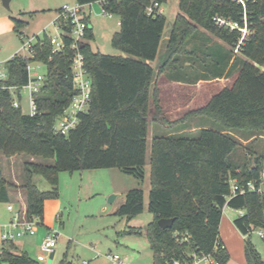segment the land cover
Listing matches in <instances>:
<instances>
[{"label": "trees", "instance_id": "16d2710c", "mask_svg": "<svg viewBox=\"0 0 264 264\" xmlns=\"http://www.w3.org/2000/svg\"><path fill=\"white\" fill-rule=\"evenodd\" d=\"M75 1L82 4L102 1L104 11L118 16L119 29L113 33L111 43L131 57L92 50L87 40L93 33L91 28L87 29L80 49L91 80V98L88 110L79 114L77 125L68 134L54 129L56 118L74 93L71 51L67 46L63 51L51 53L46 36L35 46L36 55L31 59L46 64V80L36 97L34 115L24 112L22 105L14 107L13 93L7 88L0 89V152L5 156L27 154L51 160L50 164L23 165L27 217L43 220L45 199L58 195L57 174L61 170L115 167L142 180L149 121L173 127L201 116L216 128L201 127L192 137L167 133L151 140L147 208L154 217L144 228V234L152 251V264H170L172 258H187L192 250L212 252L225 264L229 258L226 247L213 252L216 239L222 242L219 224L224 206L243 211L233 219L241 234L246 235L255 227L264 228L263 196L246 191L230 197V180L244 183L257 178L264 166V154L255 156L252 164L244 161L240 166L231 157L238 145L233 131L264 133V0H178L179 12L165 45L166 58L157 72L147 61L157 56L166 16L162 12L147 13L151 0ZM156 1L162 5L165 0ZM217 18L236 26L221 24ZM26 23L14 18V30L19 34ZM199 27L229 47L224 56H220L224 45L203 52L215 62L219 57L225 59L221 72H211L212 77H219L236 58L239 60L233 53L236 47L243 59L231 85L212 94L204 105L168 122L159 105L156 76L169 71L175 75L176 63L183 54L195 57L196 48L188 49L185 44ZM65 42L67 45L70 38L65 37ZM28 60L13 54L6 61L7 77L0 85L25 83ZM172 80L182 81L177 77ZM35 175H41L52 189H39ZM8 185L0 168V201L9 199ZM144 207L143 189L132 188L126 192L116 214L131 218ZM172 217L171 227L159 226L160 218ZM176 231L187 232L189 240H176ZM125 232L143 233L141 228ZM244 255L247 264H264L250 241L245 243ZM39 262L27 252H17L13 242L3 241L0 247V264Z\"/></svg>", "mask_w": 264, "mask_h": 264}, {"label": "rangeland", "instance_id": "374dc122", "mask_svg": "<svg viewBox=\"0 0 264 264\" xmlns=\"http://www.w3.org/2000/svg\"><path fill=\"white\" fill-rule=\"evenodd\" d=\"M73 0H10L9 8L3 6L0 0V71L7 74L6 61L15 53L21 50L22 39L14 30V18L25 20L27 23L22 27L24 34L41 35L44 28L45 33L54 35V29L50 25L56 15V7L63 2ZM89 13V24L93 37L87 42L92 50L104 54L120 55L131 57L111 43V37L119 29L118 16L108 12L103 13V4L94 1L86 7ZM162 13L166 16V23L161 37L157 56L154 60L147 61L157 72L160 65L166 58L165 45L169 36L170 28L176 14L179 12L178 0H165L161 5ZM29 13H32L31 15ZM246 32V30H245ZM243 33V32H242ZM224 45L223 54L229 50L219 38L210 32L199 27L198 32L185 44L186 48H196L195 57L185 54L178 58L176 63L178 71L175 75L172 72L159 73L156 76V85L159 88V105L162 115L168 122H173L182 117L186 112L204 105L209 96L224 86L232 84L237 75L243 57L239 51L233 50L236 57L232 66L222 73L217 79L213 78L211 72L219 71L224 62L223 58L218 61L210 59L203 52L211 51L214 47ZM200 47V50H198ZM38 71L44 73L45 65H40ZM172 74V75H171ZM177 77L182 81L172 80ZM22 110L28 113L29 106L27 97L23 96ZM216 128L209 119L195 116L186 122H181L173 127L157 124L149 121L147 132V153L145 164V176L138 179L126 174L118 168H95L88 170H61L57 174L58 195L46 198L44 201V216L50 222V229L59 232V238L52 252L47 256L46 261L40 264H111L107 255L117 254L119 261L116 264H152V251L149 241L144 234V228L152 221L154 215L147 208L148 193L150 189V143L154 136L170 133L174 136H195L201 127ZM232 135L237 139L238 145L233 150L234 161L239 166L244 161L253 163L255 156L264 154V133L251 135L242 131H233ZM21 160L29 159L27 154H21ZM0 152V164L6 169L4 158ZM36 162L50 164L49 160L35 158ZM20 162V161H19ZM21 168L16 169V176L20 177ZM36 186L41 190H50L52 185L41 175L34 176ZM142 188L144 191L145 207L143 211L131 218L116 214L117 208L125 200L126 192L132 188ZM114 195L112 201L110 196ZM241 210L225 206L222 213L223 219H230L229 226L234 227L231 218L239 216ZM44 219V218H43ZM227 222H222L219 227V234L231 242L234 248V258H245L244 247L246 241L255 247L257 252L264 259V237H261L255 227L248 234L231 232ZM129 228H141L143 233H127ZM235 228V227H234ZM236 229V228H235ZM41 235L45 231L43 220L38 219L37 231ZM36 231V232H37ZM223 233H227L225 236ZM231 233L235 236L231 238ZM225 236V237H224ZM23 239V246L31 258L36 259L39 245L36 243L35 235H26ZM18 239V240H19ZM17 240V241H18ZM238 251V252H237ZM52 256V259H49ZM234 259V260H235Z\"/></svg>", "mask_w": 264, "mask_h": 264}, {"label": "built area", "instance_id": "2783aa9c", "mask_svg": "<svg viewBox=\"0 0 264 264\" xmlns=\"http://www.w3.org/2000/svg\"><path fill=\"white\" fill-rule=\"evenodd\" d=\"M241 1V0H238ZM102 3V1H99ZM91 3L82 4L77 1L63 3L56 11L55 17L50 21L55 34L45 33V29L41 30V35L32 34L28 36L21 30L19 35L23 43L21 46L22 51H18L17 55H20L24 59H30L26 64L27 78L26 82L19 86H7L0 85V89L7 88L13 93L12 105L19 107L21 105V99L23 96L27 97L29 106L28 114L34 115L37 112L36 97L41 91L42 86L46 80V71L41 73L38 71L40 65L46 64L41 61L31 59L36 55V44L38 41L46 36L49 39L51 45V53H57L63 51L67 46L70 51L71 59V74L74 93L71 97L69 104L63 109L61 114L56 118L54 122V129L61 134H68L73 129L78 121L79 114L86 112L89 107L91 98V80L85 68L84 55L81 52L80 45L85 41V34L87 29L90 28L89 20L87 16L89 13L86 7ZM148 14L155 12H162L161 4L156 0H151V3L146 7ZM103 13H106L103 9ZM111 16L110 13H108ZM219 23H227L221 18H217ZM230 27H235V23H227ZM243 35L245 29H242ZM65 37L70 38V42L66 45ZM243 36L239 40L242 41ZM237 51V47L235 48ZM7 74L0 71V81L6 79ZM230 197L237 193H245L246 191L257 193L264 197V166L260 171L257 178H252L244 183H240L238 179L230 180ZM7 209L11 211L12 215L9 221L2 224L0 227V241L13 242L18 238L25 235H34L37 231L38 218H28L26 215V209L15 207L13 204L8 203ZM243 211L241 210L242 214ZM257 233L264 237V228L257 230ZM174 236L179 242L188 241L190 235L187 232H175ZM59 238V232L55 229H49L46 235H44L40 245L39 251L36 255L38 261H46L47 256L53 251L57 240ZM225 245L219 239H216L213 252L218 248H224ZM111 264H116L119 261L117 254L107 255ZM86 264V263H83ZM170 264H221L219 259L214 253L209 252H192L187 258H172Z\"/></svg>", "mask_w": 264, "mask_h": 264}, {"label": "crops", "instance_id": "0c3cea01", "mask_svg": "<svg viewBox=\"0 0 264 264\" xmlns=\"http://www.w3.org/2000/svg\"><path fill=\"white\" fill-rule=\"evenodd\" d=\"M73 1H75V0H73ZM63 3H66V2H63ZM63 3H61L59 6H57L55 8L56 11ZM217 78L218 77L209 78L208 81H210V80L212 81V80L217 79ZM174 82L176 83V81H174ZM209 98H210V96H209ZM20 155L21 154H15V155H12V156L3 157L4 161H5V164H6V166H5L6 169L5 170H4L3 166L0 164L1 173H2V175L4 177V179L9 183L8 188H7L9 199L7 201H0V226L2 224L6 223L7 221H9L10 218H11L12 213H11V211H9L7 209V204L8 203L13 204L15 207H20V208H25L26 209V192H25V190H24V188L22 186L23 185V165H24V163L25 162H36L35 158L43 159V158H40V157L30 156V157H28L29 159H25L24 158L23 160H21V156ZM44 160H49V162H51L50 159H44ZM38 163H42V162H38ZM18 168L22 169L20 177H17L15 175L16 174V169H18ZM224 208H225V206H224ZM224 208H223L222 213L224 212ZM43 218H44L43 219V223L45 224V231L41 235L38 233L39 230L36 232V243L38 245H40L44 235H46V233L48 232V230L51 227L50 226V222L46 221L47 219L45 218L44 215H43ZM234 218H231L232 222H233ZM221 219H222V217H221ZM223 220L226 221L227 222V226H229V224H230L229 220L230 219H228V220L223 219ZM224 221L220 220L219 227H221L222 222L224 223ZM234 227H235V225H234ZM234 227H230L229 226V229L231 230V232H233V233H235L237 231L239 232V230L236 227H235L236 228L235 229ZM233 233H231V235H230L231 238L233 236H235V234L233 235ZM223 234L225 236H227V233H223ZM219 236H220V234H219ZM18 239L13 241V243L15 245V248H16V251L17 252H27V249L23 246L24 245L23 244V239H21V240L20 239L18 240ZM220 239L222 240V242L225 245L226 250H227V252L229 254V258H228V260H227V262L225 264H247V262H246L245 258L243 257V255H241V257H238L237 259L234 258L235 256H234L233 253H236V252H234L235 246L231 242H229V240H227V237L223 238V236L222 237L220 236ZM2 244H3V242L0 241V247L2 246ZM49 259H52V256H49Z\"/></svg>", "mask_w": 264, "mask_h": 264}, {"label": "water", "instance_id": "95a60500", "mask_svg": "<svg viewBox=\"0 0 264 264\" xmlns=\"http://www.w3.org/2000/svg\"><path fill=\"white\" fill-rule=\"evenodd\" d=\"M9 1L10 0H1L3 6L6 7V8H9ZM113 197H114V195H111L109 200L112 201ZM173 221H174V218L173 217L172 218H160L158 220V224H159V226L162 229H166V228H169V227L172 226Z\"/></svg>", "mask_w": 264, "mask_h": 264}]
</instances>
